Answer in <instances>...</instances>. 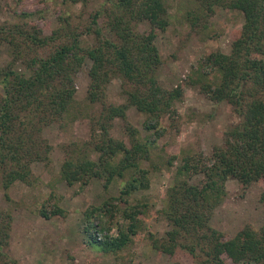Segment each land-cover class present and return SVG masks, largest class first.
Masks as SVG:
<instances>
[{
    "label": "trees",
    "instance_id": "obj_1",
    "mask_svg": "<svg viewBox=\"0 0 264 264\" xmlns=\"http://www.w3.org/2000/svg\"><path fill=\"white\" fill-rule=\"evenodd\" d=\"M60 1L85 5L89 0ZM187 2L192 7L184 17L192 26L225 8L239 11L242 20L229 33L228 52H206L182 83L169 87L158 80L161 58L154 41L156 30L168 24L166 0H92L85 17L58 15L50 29L29 18L35 13L30 10L0 23V43L9 54L0 64L2 195L10 201L6 189L16 180L29 186L39 181L31 165L48 160L52 145L43 135L45 126L65 128L86 117L88 136L62 145L63 157L47 181L50 189L37 214L64 215L54 191L57 181L82 187L96 178L107 191L120 178L117 193L84 207L79 222L85 244L115 254L144 229L150 206L143 195L132 201L127 196L148 188L150 169L164 167L171 178L158 213L167 228L160 236L147 234L151 247L165 254V264H264V222L245 224L228 237L209 224L228 177L242 187L264 182V0ZM85 61L88 81L78 99L74 79ZM114 77L123 96L117 103L106 99ZM184 85L229 103L237 115L208 154L192 149L168 153L165 143L157 145L165 128L160 117L177 130L176 103ZM128 106L144 114L145 134L126 119ZM114 118L121 120L127 142L111 134ZM12 218L10 207L0 206V259L7 256ZM116 264L130 263L124 258Z\"/></svg>",
    "mask_w": 264,
    "mask_h": 264
},
{
    "label": "rangeland",
    "instance_id": "obj_2",
    "mask_svg": "<svg viewBox=\"0 0 264 264\" xmlns=\"http://www.w3.org/2000/svg\"><path fill=\"white\" fill-rule=\"evenodd\" d=\"M92 0L85 5L60 0H0V23L17 18L22 11H35L30 16L39 26L52 28L58 24V15H76L86 13L92 7ZM168 24L163 30H156L155 44L161 58L157 70L159 82L169 87L182 83L190 67L203 54L218 49L229 50V33L241 23V13L225 8L208 16L203 23L193 26L184 17L192 4L187 0H166ZM40 11V12H37ZM90 37H87L89 40ZM9 58L6 46L0 43V64ZM85 61L74 79L75 96L82 99L87 85ZM118 78L114 77L106 89V99L117 103L123 101L119 93ZM179 117L177 130L168 125L165 116L160 123L165 127L157 137V145L165 143L168 153H177L181 149L200 150L208 154L211 147L221 141L222 131L237 120L231 105L225 101H212L196 87L183 86L182 99L176 103ZM96 109V106L93 108ZM144 114L133 106L126 109V119L145 134L142 128ZM121 120L113 119L110 132L113 136L127 142ZM88 119L79 117L65 128L50 124L43 128V135L52 148L47 162H34L31 165L34 175L39 177L35 186L14 181L6 189L10 201H6L0 188V206L10 207L12 222L9 233L7 256L0 264H116L129 260L130 264H165L163 252L152 248L147 232L160 236L167 228L166 221L159 215L163 192L170 183L171 170L161 167L150 169L148 188L127 196L129 201L145 196L149 201V210L144 216V229L133 236L132 241L117 253H104L84 243L79 231L80 214L88 204H95L108 193L116 194L120 178H114L107 191L101 189L100 180L91 178L79 187L77 183L66 185L63 181L55 183L54 191L60 195L58 203L64 209V215L44 218L37 214L36 208L44 195L49 192V178L57 173L63 157L62 145L70 140L85 139L88 136ZM226 194L214 208L209 224L218 229L223 237L232 235L245 224L257 227L264 222V182L251 181L242 187L234 177L225 180Z\"/></svg>",
    "mask_w": 264,
    "mask_h": 264
}]
</instances>
